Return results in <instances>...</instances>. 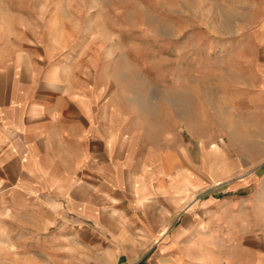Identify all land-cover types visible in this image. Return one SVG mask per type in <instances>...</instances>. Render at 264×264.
I'll return each instance as SVG.
<instances>
[{"label": "rangeland", "instance_id": "374dc122", "mask_svg": "<svg viewBox=\"0 0 264 264\" xmlns=\"http://www.w3.org/2000/svg\"><path fill=\"white\" fill-rule=\"evenodd\" d=\"M260 24L264 0H0V91L23 67L70 110L164 131L181 161L180 211L152 231H82L4 174L0 264H264Z\"/></svg>", "mask_w": 264, "mask_h": 264}, {"label": "crops", "instance_id": "0c3cea01", "mask_svg": "<svg viewBox=\"0 0 264 264\" xmlns=\"http://www.w3.org/2000/svg\"><path fill=\"white\" fill-rule=\"evenodd\" d=\"M252 47L264 71V42ZM22 68L4 75L0 91V182L13 173L15 198L39 199L46 215L65 214L93 233L158 230L180 211L175 139L102 123L84 99L70 110ZM143 215L156 223H139Z\"/></svg>", "mask_w": 264, "mask_h": 264}, {"label": "bare ground", "instance_id": "6f19581e", "mask_svg": "<svg viewBox=\"0 0 264 264\" xmlns=\"http://www.w3.org/2000/svg\"><path fill=\"white\" fill-rule=\"evenodd\" d=\"M222 49V48H221ZM222 51V50H221ZM223 52V51H222Z\"/></svg>", "mask_w": 264, "mask_h": 264}]
</instances>
